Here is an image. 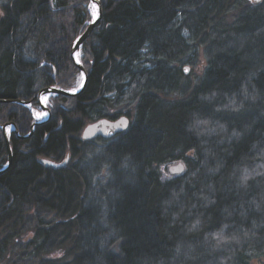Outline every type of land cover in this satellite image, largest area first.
<instances>
[{
	"label": "trees",
	"instance_id": "1",
	"mask_svg": "<svg viewBox=\"0 0 264 264\" xmlns=\"http://www.w3.org/2000/svg\"><path fill=\"white\" fill-rule=\"evenodd\" d=\"M89 3L0 0V171L2 127L16 130L0 173V264L264 258V0H99L79 49L85 87L50 96L31 131L39 91L78 88L71 48ZM121 116L124 132L81 139ZM177 162L184 172L169 175Z\"/></svg>",
	"mask_w": 264,
	"mask_h": 264
},
{
	"label": "water",
	"instance_id": "2",
	"mask_svg": "<svg viewBox=\"0 0 264 264\" xmlns=\"http://www.w3.org/2000/svg\"><path fill=\"white\" fill-rule=\"evenodd\" d=\"M260 0H253L254 3H258ZM90 2H92V0H90ZM96 4V15L93 16L91 22L88 24L87 29L84 31L83 34H81L73 43L72 48H71V59L72 62L74 63V65L78 66V68L80 69V75H81V84L80 86L73 91H63L60 89H57L55 87H49V88H45L42 89L38 95L36 96L37 99V103L40 102L38 100L39 96H52V95H62V96H76L78 95L83 88L85 87V82H86V74L82 68V66H80V64L78 63V61L75 60L74 58V54L78 53L81 45L83 44V42L89 37V35L91 34V32L93 31L94 27L98 24L100 17H101V10H100V4H99V0L95 1ZM187 69V71H185ZM189 71L188 67H184L183 68V73L184 75H187ZM0 102H5V101H0ZM20 104L26 105L24 103L18 102ZM40 109L43 112L48 113L47 117H45V119H43L40 122L37 123H33L31 126V131L33 130V128L37 125H40L44 122H46L49 117V110L47 107L45 106H41L40 105ZM122 121H127V127L129 124V120L125 117V116H121L115 120H108V119H100L97 120L93 123H90L88 125H86L82 132H81V139L84 141H90V140H94L97 138H101L103 140H109L113 137H115L116 135L124 132L127 127H124L121 122ZM6 130H8V132H15V127L12 124H7L5 126L2 127V133L5 139V146H6V151H7V163L4 166V168L0 171V173L4 172L5 170H7L11 164V160H12V156H11V150H10V146L8 143V139H7V134H6ZM31 134V133H30ZM29 134V135H30ZM44 161H48V164H45ZM46 166L52 167V168H60L63 167L66 162L67 159L65 161H63L62 163H55L49 160H43L42 161ZM173 169H177V171H173ZM182 172V168L180 165L176 166V167H171L169 168V173L170 174H180Z\"/></svg>",
	"mask_w": 264,
	"mask_h": 264
},
{
	"label": "rangeland",
	"instance_id": "3",
	"mask_svg": "<svg viewBox=\"0 0 264 264\" xmlns=\"http://www.w3.org/2000/svg\"><path fill=\"white\" fill-rule=\"evenodd\" d=\"M252 1H253V0H252ZM89 13H90V16H91V19H92V18H93V9H92L91 2L89 3ZM79 55H80V53H79V51H78V58H79ZM202 66H203V60H202V58H200V59H199V65H198L197 69H191V68H189V71H188V74H187V75L192 74V73H194V72H197V73H198V71H200V69H201ZM80 84H81V75H80V78H79L78 87L80 86ZM49 97H50V96H49ZM49 97H48L47 100H46V105H45V107L48 106V99H49ZM39 112H43V111L40 109V105H39V103H38V109H37L36 111H32V118H33V122H34V123L36 122V113H39ZM6 134H7V136H8V134H9L8 130H6ZM102 140H103V139H102ZM178 165L181 166V168H182V172H181V173H183V172H184V166L182 165V163L177 162V163H174V164H171V165L168 166V169H167L168 174H169V175H179V174H170V173H169V168H171V167H176V166H178ZM181 173H180V174H181ZM51 256L59 257V256H60V253L55 252V253L51 254ZM250 264H264V258H256V259H253V260L250 262Z\"/></svg>",
	"mask_w": 264,
	"mask_h": 264
},
{
	"label": "bare ground",
	"instance_id": "4",
	"mask_svg": "<svg viewBox=\"0 0 264 264\" xmlns=\"http://www.w3.org/2000/svg\"><path fill=\"white\" fill-rule=\"evenodd\" d=\"M95 1L96 0H92V2H91V5H92V9H93V16H95L96 15V4H95ZM74 58H75V60L76 61H78V53H75L74 54ZM40 92V91H39ZM38 95V94H37ZM36 95V96H37ZM47 98H48V96H39V98H38V100H39V102H40V105L41 106H45L46 105V100H47ZM37 100V99H36ZM44 118H42V119H36V122L35 123H37V122H40V121H42ZM34 123V122H33ZM10 133V132H9Z\"/></svg>",
	"mask_w": 264,
	"mask_h": 264
},
{
	"label": "snow or ice",
	"instance_id": "5",
	"mask_svg": "<svg viewBox=\"0 0 264 264\" xmlns=\"http://www.w3.org/2000/svg\"><path fill=\"white\" fill-rule=\"evenodd\" d=\"M187 71V69L185 70ZM48 113L46 112H39V113H36V119H42V118H45L47 117ZM121 124L124 126V127H127V121H122ZM45 164H48V161H44ZM173 171H177V169H173Z\"/></svg>",
	"mask_w": 264,
	"mask_h": 264
},
{
	"label": "flooded vegetation",
	"instance_id": "6",
	"mask_svg": "<svg viewBox=\"0 0 264 264\" xmlns=\"http://www.w3.org/2000/svg\"><path fill=\"white\" fill-rule=\"evenodd\" d=\"M45 119V118H44ZM48 121V120H47Z\"/></svg>",
	"mask_w": 264,
	"mask_h": 264
}]
</instances>
